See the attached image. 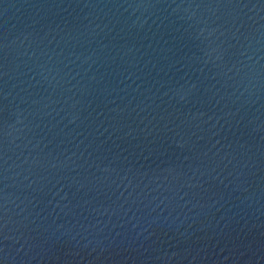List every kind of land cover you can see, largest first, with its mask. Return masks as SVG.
Wrapping results in <instances>:
<instances>
[{"label":"water","instance_id":"obj_1","mask_svg":"<svg viewBox=\"0 0 264 264\" xmlns=\"http://www.w3.org/2000/svg\"><path fill=\"white\" fill-rule=\"evenodd\" d=\"M3 264H264V0H0Z\"/></svg>","mask_w":264,"mask_h":264},{"label":"snow or ice","instance_id":"obj_2","mask_svg":"<svg viewBox=\"0 0 264 264\" xmlns=\"http://www.w3.org/2000/svg\"><path fill=\"white\" fill-rule=\"evenodd\" d=\"M0 264H3V262H2V261H0Z\"/></svg>","mask_w":264,"mask_h":264}]
</instances>
